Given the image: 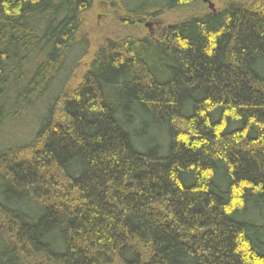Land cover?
Wrapping results in <instances>:
<instances>
[{
    "label": "trees",
    "instance_id": "1",
    "mask_svg": "<svg viewBox=\"0 0 264 264\" xmlns=\"http://www.w3.org/2000/svg\"><path fill=\"white\" fill-rule=\"evenodd\" d=\"M96 1L0 0V128L50 97L0 149V264H264V0H106L188 12L53 89Z\"/></svg>",
    "mask_w": 264,
    "mask_h": 264
},
{
    "label": "rangeland",
    "instance_id": "2",
    "mask_svg": "<svg viewBox=\"0 0 264 264\" xmlns=\"http://www.w3.org/2000/svg\"><path fill=\"white\" fill-rule=\"evenodd\" d=\"M216 6V0H210ZM255 1V0H251ZM188 10H177L163 16L148 20L144 23L143 27L130 28L121 25L118 18L110 12L106 0H98L94 3L92 9L87 12L82 19L81 35L84 36L88 42L89 50L84 56L85 50L84 44L80 43L76 46L72 58L66 63L65 68L60 72L57 80L52 83L53 89H60L62 83L67 81L72 84L77 83L81 75L88 68L92 55L99 47L104 46L109 40L126 36L127 34L135 35H155L165 27L177 22L183 14H186ZM74 58V59H73ZM77 62H76V61ZM46 91L44 95L38 99L35 103L36 113L31 115L25 114L19 119H15L12 122L5 123L0 128V149L6 145H21L26 143L34 134L37 123L40 122L39 118L44 113L47 100ZM47 99V100H46ZM38 114L40 116L38 117ZM37 116V117H36ZM42 118V117H41Z\"/></svg>",
    "mask_w": 264,
    "mask_h": 264
},
{
    "label": "water",
    "instance_id": "3",
    "mask_svg": "<svg viewBox=\"0 0 264 264\" xmlns=\"http://www.w3.org/2000/svg\"><path fill=\"white\" fill-rule=\"evenodd\" d=\"M204 3L207 4L208 8L212 11V12H215L216 9L214 7V4L210 1V0H203Z\"/></svg>",
    "mask_w": 264,
    "mask_h": 264
}]
</instances>
